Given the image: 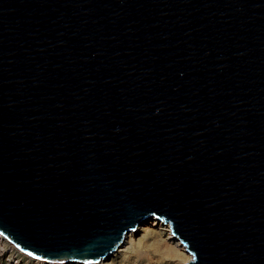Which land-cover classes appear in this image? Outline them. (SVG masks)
<instances>
[{"label": "water", "instance_id": "1", "mask_svg": "<svg viewBox=\"0 0 264 264\" xmlns=\"http://www.w3.org/2000/svg\"><path fill=\"white\" fill-rule=\"evenodd\" d=\"M152 216L264 264V0H0V234L91 264Z\"/></svg>", "mask_w": 264, "mask_h": 264}, {"label": "rangeland", "instance_id": "2", "mask_svg": "<svg viewBox=\"0 0 264 264\" xmlns=\"http://www.w3.org/2000/svg\"><path fill=\"white\" fill-rule=\"evenodd\" d=\"M150 231L151 233L148 236L145 235L144 231H140L136 241L127 244L126 247L128 248V252L125 257L122 259L113 257V259L107 262H111L110 264H182L183 259L188 257L187 252L181 251H179L178 255H176L173 251H170V254H165V252L161 253L159 250H157L158 246L166 250L170 247L174 248V243L172 241L170 242L166 240L165 232L161 230L160 225L152 226L150 224ZM139 242H143L145 245L147 242H151V245L150 247H145L142 245L140 247L143 249H139ZM11 246L13 247V245L9 243L6 253L0 255V264H17V262L12 263V259L16 254L14 253L15 251L12 250ZM18 255L23 260L21 264H26L28 262H31V264H36L35 261H32L34 257H31L27 254L22 255L21 253H18Z\"/></svg>", "mask_w": 264, "mask_h": 264}, {"label": "bare ground", "instance_id": "3", "mask_svg": "<svg viewBox=\"0 0 264 264\" xmlns=\"http://www.w3.org/2000/svg\"><path fill=\"white\" fill-rule=\"evenodd\" d=\"M150 224L152 226L153 225H160L161 230H163L165 232L166 240L170 241V242L172 241L174 243V248L173 247L167 248L166 250H168V251H166L164 248L162 249L159 246L157 247V250H159L161 253L165 252V254H170V251H173L176 255L179 254V251L187 252L188 257L183 259L182 264H186L188 261L192 260V255L187 251L186 246L182 243V241L176 235H174L172 233L171 227L169 226V224L165 223L163 220L159 219L156 216H152V217L145 219L135 230H131L127 234L125 241L119 246V248L111 256H109L107 259H104L100 262L91 263V264H110L111 262L109 263L107 261L113 259V257L114 258L117 257V259H122L123 257H125V255L128 252V248L126 247L127 244L135 242L140 231H144L145 235L148 236L151 233ZM9 243L12 244L10 241H8L7 238H5L3 235L0 234V255H3L6 253V249H7V247H9ZM12 245H13V247L11 246V248H12V250L15 251L14 253L16 254L12 259V263L17 262V264H21L23 262V260L20 258L18 253H21L22 255H25V253L22 252L21 250H19L14 244H12ZM142 245L145 247H150L151 242H147L146 245L143 244V242H139L138 248L143 249L142 247H140ZM32 261H35L36 264H85L82 262L55 263V262L40 260L37 258H33ZM26 264H31V262H28Z\"/></svg>", "mask_w": 264, "mask_h": 264}, {"label": "built area", "instance_id": "4", "mask_svg": "<svg viewBox=\"0 0 264 264\" xmlns=\"http://www.w3.org/2000/svg\"><path fill=\"white\" fill-rule=\"evenodd\" d=\"M2 235V234H1Z\"/></svg>", "mask_w": 264, "mask_h": 264}]
</instances>
